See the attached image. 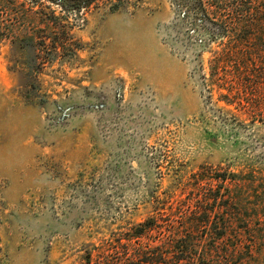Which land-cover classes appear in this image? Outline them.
I'll list each match as a JSON object with an SVG mask.
<instances>
[{
  "label": "rangeland",
  "instance_id": "rangeland-1",
  "mask_svg": "<svg viewBox=\"0 0 264 264\" xmlns=\"http://www.w3.org/2000/svg\"><path fill=\"white\" fill-rule=\"evenodd\" d=\"M3 1L0 264H264V100L219 97L226 42L170 0Z\"/></svg>",
  "mask_w": 264,
  "mask_h": 264
},
{
  "label": "trees",
  "instance_id": "trees-1",
  "mask_svg": "<svg viewBox=\"0 0 264 264\" xmlns=\"http://www.w3.org/2000/svg\"><path fill=\"white\" fill-rule=\"evenodd\" d=\"M44 0H30L31 7L40 8ZM87 7L94 0H82ZM181 11L183 20H188L194 32L202 33L207 38L209 45L220 44L219 48L207 51L211 57L209 60L210 77L212 84L219 83V97L226 105H240L243 115L247 114V105L255 101L264 100V0H170ZM0 2L4 3L3 0ZM9 2V1H5ZM41 2V3H40ZM257 6L254 8V6ZM222 11L228 12L227 19L222 18ZM1 25V24H0ZM1 27V26H0ZM6 33V34H4ZM12 33L9 27L0 28V38L8 37ZM32 41L33 36H28ZM208 64V62H207ZM221 78L223 80H221ZM227 81L229 82L227 84ZM225 83V84H224ZM221 85V86H220ZM227 85V86H226ZM215 86V85H212ZM223 87V88H222ZM264 89V88H263ZM246 99V102H245ZM176 250L169 256L158 254L161 249H153L151 253L156 258H150L147 252L135 251L129 254L126 247L125 253L118 257H112L103 252L98 260L86 262L87 264H190L191 257L185 256L181 245L174 241ZM160 248H164L159 246ZM170 247V246H168ZM124 252V251H123ZM184 255V256H183ZM201 262L202 258H198Z\"/></svg>",
  "mask_w": 264,
  "mask_h": 264
}]
</instances>
